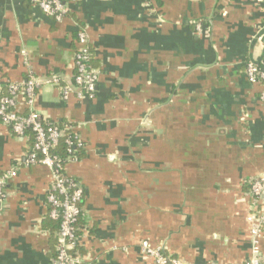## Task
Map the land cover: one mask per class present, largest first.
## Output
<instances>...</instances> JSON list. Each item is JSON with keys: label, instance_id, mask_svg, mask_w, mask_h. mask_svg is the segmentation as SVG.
I'll use <instances>...</instances> for the list:
<instances>
[{"label": "crops", "instance_id": "1", "mask_svg": "<svg viewBox=\"0 0 264 264\" xmlns=\"http://www.w3.org/2000/svg\"><path fill=\"white\" fill-rule=\"evenodd\" d=\"M99 70L93 99L72 95L78 33ZM264 0H76L61 19L35 0H0V96L28 74L43 120L78 125L84 142L66 172L84 188L75 251L90 264H154L141 242L183 264L252 256L250 217L264 206ZM16 108L28 111L20 90ZM31 132L0 119V264H57L50 169L27 163ZM264 259V230L259 238Z\"/></svg>", "mask_w": 264, "mask_h": 264}, {"label": "built area", "instance_id": "2", "mask_svg": "<svg viewBox=\"0 0 264 264\" xmlns=\"http://www.w3.org/2000/svg\"><path fill=\"white\" fill-rule=\"evenodd\" d=\"M76 0H35L36 4L48 15L61 20L69 11L70 3ZM79 48L75 54L76 72L72 83L61 85L58 79L55 84L60 86L64 100L75 95L78 99H93L97 91L99 70L92 64L93 52L87 33H78ZM264 63V62H263ZM246 73L250 81L264 80V67L249 61ZM40 81L30 72L21 84H11L9 95L0 96V119L9 125L18 136L27 131L33 134V147L27 156L28 164H42L51 171V182L47 190V203L50 218L59 222L57 264H90L76 251L78 242L79 220L82 216L84 188L81 183L66 172V164L78 160L77 152L83 149L84 142L78 132V125L66 124L60 128L45 122L35 108L36 96ZM22 90L27 96L26 113L16 108V95ZM264 97V96H263ZM65 138L68 145L67 162L63 161L53 150ZM65 162V163H64ZM15 171L0 176V202L6 197L5 185ZM251 193L257 202L264 194V176L254 178L250 182ZM252 233V256L238 264H264L260 254L259 238L264 230V206L254 207L250 217ZM143 253L154 260V264H183L180 258L171 256L163 246H153L148 240L141 242Z\"/></svg>", "mask_w": 264, "mask_h": 264}, {"label": "trees", "instance_id": "3", "mask_svg": "<svg viewBox=\"0 0 264 264\" xmlns=\"http://www.w3.org/2000/svg\"><path fill=\"white\" fill-rule=\"evenodd\" d=\"M92 50V48H91ZM93 52V51H92ZM94 57V55H93ZM92 64H93V58H92ZM76 72V71H75ZM75 75V74H74ZM45 121V120H44ZM46 122V121H45ZM51 124V123H50ZM51 125H57L59 126L60 128L63 127L62 124H58V123H52ZM31 131H27V133H30ZM32 134V133H31ZM32 137H33V134H32ZM34 141V140H33ZM68 145L66 144L65 142V138H62L61 139V142L60 144L53 150V152L55 154H57L61 159H63V161L67 162L66 159L68 158ZM77 156H78V159L81 157L82 155V149H79L78 152H77ZM64 162V163H65ZM57 221V220H56ZM58 222V221H57ZM59 224V222H58Z\"/></svg>", "mask_w": 264, "mask_h": 264}]
</instances>
